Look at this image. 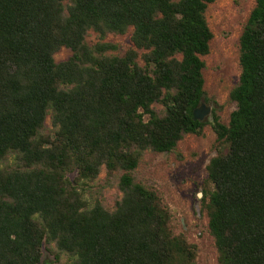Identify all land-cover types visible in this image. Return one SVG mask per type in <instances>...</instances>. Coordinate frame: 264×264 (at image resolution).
<instances>
[{"label": "trees", "instance_id": "trees-1", "mask_svg": "<svg viewBox=\"0 0 264 264\" xmlns=\"http://www.w3.org/2000/svg\"><path fill=\"white\" fill-rule=\"evenodd\" d=\"M214 1L0 0V264H49L43 250L53 264L196 263L135 170L146 150L170 152L205 124L193 109L206 102ZM129 29L132 46L109 53L105 37ZM62 47L71 53L57 62ZM239 65L228 122L212 110L223 150L202 203L218 264H264V0ZM102 169L100 189L122 194L111 210L90 194Z\"/></svg>", "mask_w": 264, "mask_h": 264}, {"label": "rangeland", "instance_id": "rangeland-1", "mask_svg": "<svg viewBox=\"0 0 264 264\" xmlns=\"http://www.w3.org/2000/svg\"><path fill=\"white\" fill-rule=\"evenodd\" d=\"M255 0H215L208 4L206 20L212 32L208 54L202 56L204 68V91L206 103L215 110L222 123H227L235 104L229 99V92L238 81L239 38ZM131 30L124 35L109 34L104 41L114 43L115 51L123 54L132 46ZM88 43L97 41L90 31L86 37ZM68 48L62 47L55 54V61L66 59L70 55ZM159 107V106H157ZM198 134H186L170 152L146 150L135 170L137 180L150 187L160 198L170 213L169 228L174 235L185 238L196 245L195 264H218L214 239L208 230V216L202 203V190L211 191L212 184L207 179L206 166L209 160L223 150L212 128V120L205 119ZM46 125L50 127L49 118ZM105 177L102 169L90 193L97 196L107 209H113L121 198L116 183L100 189ZM52 257L43 250V262H51ZM66 261L62 257L60 263Z\"/></svg>", "mask_w": 264, "mask_h": 264}, {"label": "water", "instance_id": "water-1", "mask_svg": "<svg viewBox=\"0 0 264 264\" xmlns=\"http://www.w3.org/2000/svg\"><path fill=\"white\" fill-rule=\"evenodd\" d=\"M193 119L199 122H204L205 119L213 121L211 106L201 100L198 106L193 109Z\"/></svg>", "mask_w": 264, "mask_h": 264}, {"label": "flooded vegetation", "instance_id": "flooded-vegetation-1", "mask_svg": "<svg viewBox=\"0 0 264 264\" xmlns=\"http://www.w3.org/2000/svg\"><path fill=\"white\" fill-rule=\"evenodd\" d=\"M201 200H202V198H201Z\"/></svg>", "mask_w": 264, "mask_h": 264}]
</instances>
